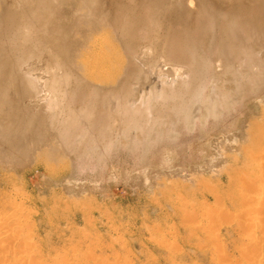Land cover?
Instances as JSON below:
<instances>
[{"label":"rangeland","instance_id":"1","mask_svg":"<svg viewBox=\"0 0 264 264\" xmlns=\"http://www.w3.org/2000/svg\"><path fill=\"white\" fill-rule=\"evenodd\" d=\"M212 1L211 14L196 17L199 23L193 20L196 27L192 36L202 44L204 54L212 55L204 38L209 37L211 27L216 29L214 14L237 11L234 31L237 29L240 38L248 36V43L256 47L246 60L251 66L249 63L245 69L255 74L258 66L262 72L264 0ZM73 10L72 2L63 0L55 8L50 28L60 32L73 50V42L89 36V48L93 40L101 45L109 41L116 44V31L111 26L102 20L96 29L100 32L95 30V34L92 22L73 16ZM246 21L254 23L250 35L241 27ZM64 23L69 24L68 30H61ZM183 61L190 63L185 57ZM256 86L250 77V83L235 94L230 106L219 102L215 108L220 110L204 123L196 120L188 127L177 122L157 136L144 156L141 144L120 154L110 151L107 160L92 152L74 156V148L53 151L26 132L25 138L30 140L27 146H33L23 157L0 156V264H15L13 257H21L22 249L27 254L16 264H264V209L260 211L264 208V170L258 163L264 147L252 150L256 156L248 160L240 148L219 152L214 147L215 141L229 140L230 135H235L233 141L239 144L241 138L236 135L246 120L259 122L264 128V72ZM74 98V106L86 101L80 90ZM253 101L263 105L259 102L261 108L250 112L247 105ZM35 130L40 131L30 128V133ZM114 135L116 140L122 137L114 133L110 141L115 140ZM108 148L112 149L110 145ZM216 160H220V167L211 169L210 162ZM251 186L255 193V189L261 193L263 187L262 195L253 196ZM245 191L250 195L245 196ZM246 199L248 209L243 203ZM208 210L218 216L213 214V218ZM249 234L255 236L251 242L244 238ZM252 248L257 252L256 260Z\"/></svg>","mask_w":264,"mask_h":264},{"label":"bare ground","instance_id":"2","mask_svg":"<svg viewBox=\"0 0 264 264\" xmlns=\"http://www.w3.org/2000/svg\"><path fill=\"white\" fill-rule=\"evenodd\" d=\"M69 1L74 7L73 16L91 21L93 31L102 20L111 26L116 31L113 40L116 44L108 40L106 45H101L93 40L89 48L86 43L92 38L89 36L73 42V50L69 42L62 40L60 32L50 29L55 8L63 0L51 3L49 0H0V156L23 157L33 146H27L30 140L25 138L26 132L53 151L74 148V156L92 152L107 160L110 151L120 154L135 150L139 144L143 146L144 156L157 136L174 128L177 122L188 127L196 120L204 123L220 110L215 108L219 102L229 107L235 94L250 83V77H254L256 88L260 83L264 70L261 72L255 66L257 71L253 74L245 69L250 63L246 64L247 57L254 55L256 47L248 43V36L240 38L237 29L234 31L238 24L237 11L212 13L217 21L213 26L216 29L212 31L211 27L209 37L204 38L211 47V56L204 54L202 44L192 36L196 27L193 20L211 14L212 0H196L197 4L191 0ZM64 17H67L65 13ZM253 25L252 21H246L241 27L250 35ZM68 27L64 23L61 30ZM145 31L148 36H143ZM183 57L190 61L192 68ZM77 90L86 97L81 106L72 103ZM259 102L248 103L247 109L250 112L260 109L264 102L261 105ZM249 121L240 125L236 135L241 138L239 144L233 141L235 135H230L229 140L214 142L216 150L240 148L246 160L256 156L252 150L264 147V128L259 122ZM30 128L40 131L30 133ZM114 133L125 139L116 140L114 135L115 140L110 141ZM90 142L92 146L87 145ZM263 154L258 163L264 170ZM254 159L251 161L255 162ZM219 162L211 161L210 168L217 169ZM254 188L253 196L262 195L263 187L261 193L259 189L255 193ZM249 195L248 191L245 196ZM243 201L248 209L249 201ZM262 209L263 206L259 210L262 212ZM211 210L209 215L215 217L218 213ZM251 234L244 238L251 242L255 237ZM23 250L21 257L27 254ZM16 256L13 257L15 264L23 260L20 255Z\"/></svg>","mask_w":264,"mask_h":264}]
</instances>
